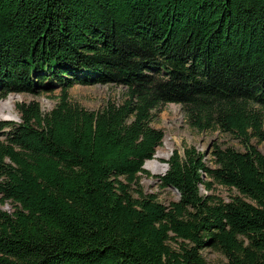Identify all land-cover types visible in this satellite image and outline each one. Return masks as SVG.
Listing matches in <instances>:
<instances>
[{
	"label": "trees",
	"instance_id": "1",
	"mask_svg": "<svg viewBox=\"0 0 264 264\" xmlns=\"http://www.w3.org/2000/svg\"><path fill=\"white\" fill-rule=\"evenodd\" d=\"M75 84L124 92L87 110ZM56 88L0 121V264H264V0H0V101ZM167 104L243 150H174L164 205L140 175Z\"/></svg>",
	"mask_w": 264,
	"mask_h": 264
},
{
	"label": "rangeland",
	"instance_id": "2",
	"mask_svg": "<svg viewBox=\"0 0 264 264\" xmlns=\"http://www.w3.org/2000/svg\"><path fill=\"white\" fill-rule=\"evenodd\" d=\"M124 89L120 86H113L111 84H97V85H79L75 84L68 90L69 100L76 102L87 110H98L107 101L117 102L122 98ZM60 89L56 88L52 92H42L38 94H10L1 102L11 98L14 104V115L16 116V122H19V114L15 111V105L17 103H30L37 102L40 105L43 113L49 112L57 103ZM152 126L163 132L162 143L156 148L155 155L157 153L167 154L166 158L159 159V162L163 166L174 150L182 152L184 146H193L198 151L206 153L207 149L210 151L215 147L221 148L232 147L236 150H243L239 142L231 135L216 131L197 132L190 129L184 122L183 112L181 106L176 104H167L158 108L154 112ZM5 120V119H0ZM3 131H7V128ZM259 150H262V145H258L255 140H252ZM154 155V156H155ZM154 159V157H153ZM210 156H206V161L210 165ZM164 167V166H163ZM150 176L140 175V185L146 193L154 194L159 202L164 205L169 204L171 201H175L178 196L169 188H161L157 181V176L144 168ZM165 171V167H164ZM163 171V172H164ZM162 172V173H163ZM161 173V174H162ZM212 193L216 196L228 200L229 196L235 195L234 190L223 188L216 184L213 185ZM202 255L205 258L207 264H224L226 259L209 248H205L202 251Z\"/></svg>",
	"mask_w": 264,
	"mask_h": 264
},
{
	"label": "bare ground",
	"instance_id": "3",
	"mask_svg": "<svg viewBox=\"0 0 264 264\" xmlns=\"http://www.w3.org/2000/svg\"><path fill=\"white\" fill-rule=\"evenodd\" d=\"M0 119H5V120L16 119V116L14 115V104L11 98L3 102L0 101ZM166 155L162 153H157L154 156V159L147 161L144 164V168L154 175H161V173L164 171V167L159 162V159L166 158Z\"/></svg>",
	"mask_w": 264,
	"mask_h": 264
},
{
	"label": "water",
	"instance_id": "4",
	"mask_svg": "<svg viewBox=\"0 0 264 264\" xmlns=\"http://www.w3.org/2000/svg\"><path fill=\"white\" fill-rule=\"evenodd\" d=\"M1 121H4V122H16V120H1ZM208 152V149L206 151V153ZM163 166L165 167V171L167 170V164H163ZM144 168V166H143ZM165 171L161 174V175H158V176H163Z\"/></svg>",
	"mask_w": 264,
	"mask_h": 264
}]
</instances>
